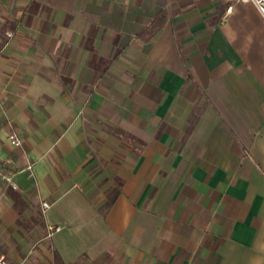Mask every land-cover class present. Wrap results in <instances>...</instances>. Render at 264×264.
<instances>
[{"label": "crops", "instance_id": "obj_1", "mask_svg": "<svg viewBox=\"0 0 264 264\" xmlns=\"http://www.w3.org/2000/svg\"><path fill=\"white\" fill-rule=\"evenodd\" d=\"M0 99L10 262L264 264L254 2L0 0ZM34 207L44 234L24 237ZM49 226L62 230L48 238Z\"/></svg>", "mask_w": 264, "mask_h": 264}, {"label": "built area", "instance_id": "obj_2", "mask_svg": "<svg viewBox=\"0 0 264 264\" xmlns=\"http://www.w3.org/2000/svg\"><path fill=\"white\" fill-rule=\"evenodd\" d=\"M241 1H243V2H254L257 5V7L259 8V10L264 14V11H262V10H264V0H241ZM8 35L12 36V34H10V33ZM0 103H1V99H0ZM9 141L15 147H21L22 143H23L21 138L15 132H13L10 135ZM0 167H1V165H0ZM4 180L7 183H9L14 189H17V185L15 184L12 175L4 176ZM49 207H50L49 203H47V202L43 203L44 209H48ZM61 230H62L61 226H49L47 237L50 238L54 234L60 232ZM0 264H31V262H30L29 256L24 257L22 260H20L17 263H12L9 261V259L5 255H0Z\"/></svg>", "mask_w": 264, "mask_h": 264}, {"label": "rangeland", "instance_id": "obj_3", "mask_svg": "<svg viewBox=\"0 0 264 264\" xmlns=\"http://www.w3.org/2000/svg\"><path fill=\"white\" fill-rule=\"evenodd\" d=\"M39 207H34V210L32 213H25L24 215L21 216L20 218V224H22L20 232L22 235L27 236L30 230H33L36 228V226L39 228L40 232L38 234L42 235L44 234V231L42 228L43 222L41 218V212H39ZM33 218H32V217ZM32 218V221L30 222L29 219ZM38 230V231H39ZM13 250L16 251V254H19L22 256L24 254V249L23 247H19L17 245H13ZM23 249V250H22Z\"/></svg>", "mask_w": 264, "mask_h": 264}, {"label": "trees", "instance_id": "obj_4", "mask_svg": "<svg viewBox=\"0 0 264 264\" xmlns=\"http://www.w3.org/2000/svg\"><path fill=\"white\" fill-rule=\"evenodd\" d=\"M163 23H164V19L162 17L157 18L154 21L151 29H149V36L147 38L148 39L152 38L159 31V29H161ZM56 257H57L56 259L58 260L59 259L58 256Z\"/></svg>", "mask_w": 264, "mask_h": 264}, {"label": "clouds", "instance_id": "obj_5", "mask_svg": "<svg viewBox=\"0 0 264 264\" xmlns=\"http://www.w3.org/2000/svg\"><path fill=\"white\" fill-rule=\"evenodd\" d=\"M262 11H264V10H262Z\"/></svg>", "mask_w": 264, "mask_h": 264}]
</instances>
